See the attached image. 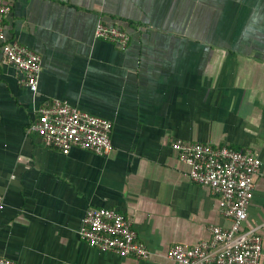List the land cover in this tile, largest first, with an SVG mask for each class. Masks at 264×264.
<instances>
[{
  "label": "crops",
  "instance_id": "1",
  "mask_svg": "<svg viewBox=\"0 0 264 264\" xmlns=\"http://www.w3.org/2000/svg\"><path fill=\"white\" fill-rule=\"evenodd\" d=\"M8 40L42 57L39 93L2 57L0 256L16 264H178L177 244L229 227L220 198L188 177L172 145L250 149L261 160L247 228L263 238L264 0H11ZM125 29L121 50L95 37ZM61 100L112 122L114 151L69 154L31 130L41 104ZM90 208L132 221L148 260L82 240Z\"/></svg>",
  "mask_w": 264,
  "mask_h": 264
},
{
  "label": "built area",
  "instance_id": "2",
  "mask_svg": "<svg viewBox=\"0 0 264 264\" xmlns=\"http://www.w3.org/2000/svg\"><path fill=\"white\" fill-rule=\"evenodd\" d=\"M11 11V0H0L2 57L22 75L23 84L37 96L42 57L18 41L8 40L5 20ZM95 37L121 50H126L131 43V35L125 29L104 21H99ZM38 111L39 117L31 130L45 145L66 155L75 148L99 156L113 153L111 121L61 100L41 104ZM172 147L189 166V179L220 198L223 215L230 220V226L212 225L210 240L194 246L174 245L168 250L167 258L178 264H262L263 238L258 229L246 227L255 178L262 165L258 156L250 149L203 143L178 141ZM2 202L0 197L1 208ZM80 235L89 246L102 252L138 260L151 257L149 248L138 239L130 218L115 209L90 208ZM0 264L16 263L0 256Z\"/></svg>",
  "mask_w": 264,
  "mask_h": 264
}]
</instances>
